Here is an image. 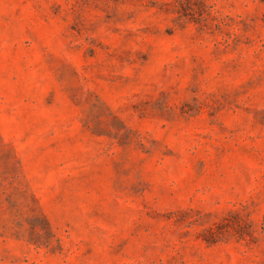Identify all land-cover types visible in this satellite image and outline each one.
<instances>
[{
  "label": "rangeland",
  "instance_id": "374dc122",
  "mask_svg": "<svg viewBox=\"0 0 264 264\" xmlns=\"http://www.w3.org/2000/svg\"><path fill=\"white\" fill-rule=\"evenodd\" d=\"M0 264H264V0H0Z\"/></svg>",
  "mask_w": 264,
  "mask_h": 264
}]
</instances>
